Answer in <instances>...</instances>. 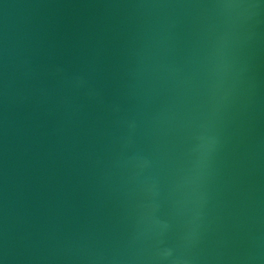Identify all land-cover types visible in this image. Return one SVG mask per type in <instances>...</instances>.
<instances>
[{"label": "water", "instance_id": "1", "mask_svg": "<svg viewBox=\"0 0 264 264\" xmlns=\"http://www.w3.org/2000/svg\"><path fill=\"white\" fill-rule=\"evenodd\" d=\"M0 264H264V0H0Z\"/></svg>", "mask_w": 264, "mask_h": 264}]
</instances>
